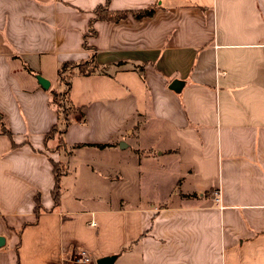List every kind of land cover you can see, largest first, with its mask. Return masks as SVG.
Wrapping results in <instances>:
<instances>
[{
  "label": "crops",
  "instance_id": "crops-1",
  "mask_svg": "<svg viewBox=\"0 0 264 264\" xmlns=\"http://www.w3.org/2000/svg\"><path fill=\"white\" fill-rule=\"evenodd\" d=\"M104 2L0 0V264H264V0H110L156 9L91 35ZM92 53L46 146L58 68Z\"/></svg>",
  "mask_w": 264,
  "mask_h": 264
},
{
  "label": "trees",
  "instance_id": "trees-1",
  "mask_svg": "<svg viewBox=\"0 0 264 264\" xmlns=\"http://www.w3.org/2000/svg\"><path fill=\"white\" fill-rule=\"evenodd\" d=\"M109 1L105 0L104 4H100L95 8L94 14L96 15L95 18L90 23V32L89 34L95 35L97 33L96 30L93 28V24L97 20H104V21H113L118 22L120 20L125 19L130 13L134 15V17L139 20L144 17H151L154 15L156 4L139 10H124V11H112L109 9ZM86 36V35H85ZM88 48L87 45H85ZM89 49V48H88ZM95 54L92 53L90 56L79 62L75 61H66L62 63L58 68V88H52L51 91V100L50 105L55 107L58 113V123L54 125L51 132H49L45 137V144L48 146L49 141L53 140L54 137L59 139L58 145L56 148L63 147L62 144V136L68 126L71 123L69 120V115L76 110V107L71 102V81L74 76H82V75H91L97 72H101L105 69H108L109 65L101 66L96 58ZM122 63H118L115 65H121ZM139 73H142V68H138ZM8 135L11 136L10 133ZM110 146L109 144H100L98 147H106ZM55 150V149H54ZM52 150V151H54ZM51 165L53 166V175H54V186L51 190V195L54 200V206L59 205L61 201V178L66 171L65 165H63L59 161L50 160ZM37 213L41 211L40 201L37 198Z\"/></svg>",
  "mask_w": 264,
  "mask_h": 264
},
{
  "label": "water",
  "instance_id": "water-1",
  "mask_svg": "<svg viewBox=\"0 0 264 264\" xmlns=\"http://www.w3.org/2000/svg\"><path fill=\"white\" fill-rule=\"evenodd\" d=\"M36 79L38 80V83L44 88V89H49L50 87V82L40 74H37ZM181 82L179 80H173L170 84V88L175 89V90H180L181 89ZM120 147H126L127 145L123 142H120ZM5 239L3 236L0 235V247L5 244ZM118 255H112V256H102L101 258H98L96 260V264H114L116 261Z\"/></svg>",
  "mask_w": 264,
  "mask_h": 264
},
{
  "label": "rangeland",
  "instance_id": "rangeland-1",
  "mask_svg": "<svg viewBox=\"0 0 264 264\" xmlns=\"http://www.w3.org/2000/svg\"><path fill=\"white\" fill-rule=\"evenodd\" d=\"M55 82V81H54ZM158 154V152H157ZM162 159H160L159 161H161ZM170 190L172 191V194H175V192H177L179 190L178 186H175V187H172L170 188ZM173 200V199H172ZM167 201L169 203H171V199L170 198H167ZM137 257L136 256H133L132 258L129 257L128 255H124L118 262L117 264H121L123 263V261H126V263H123V264H136L137 263Z\"/></svg>",
  "mask_w": 264,
  "mask_h": 264
},
{
  "label": "built area",
  "instance_id": "built-area-1",
  "mask_svg": "<svg viewBox=\"0 0 264 264\" xmlns=\"http://www.w3.org/2000/svg\"><path fill=\"white\" fill-rule=\"evenodd\" d=\"M80 254H81V255H80L78 261L81 262V263L88 262V260L90 259L89 254H87V253L84 252V251H81Z\"/></svg>",
  "mask_w": 264,
  "mask_h": 264
}]
</instances>
